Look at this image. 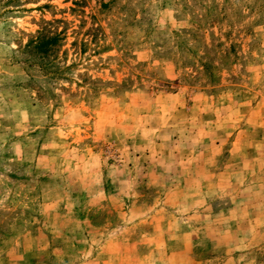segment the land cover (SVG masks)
<instances>
[{
    "label": "rangeland",
    "instance_id": "374dc122",
    "mask_svg": "<svg viewBox=\"0 0 264 264\" xmlns=\"http://www.w3.org/2000/svg\"><path fill=\"white\" fill-rule=\"evenodd\" d=\"M36 244L264 264V0H0V264Z\"/></svg>",
    "mask_w": 264,
    "mask_h": 264
},
{
    "label": "crops",
    "instance_id": "0c3cea01",
    "mask_svg": "<svg viewBox=\"0 0 264 264\" xmlns=\"http://www.w3.org/2000/svg\"><path fill=\"white\" fill-rule=\"evenodd\" d=\"M43 249H44L43 246H38L36 244V245H30L29 247L24 248V250L22 249V251H20V252H17V253L13 252L11 255V259L14 260L13 261L14 263L12 262V264H42V263L34 260V255L38 254ZM36 259H37V257H36ZM107 264H116V263H113V262L109 263L108 262ZM122 264H131V263H122ZM139 264H145V263H143L141 261V262H139Z\"/></svg>",
    "mask_w": 264,
    "mask_h": 264
},
{
    "label": "trees",
    "instance_id": "16d2710c",
    "mask_svg": "<svg viewBox=\"0 0 264 264\" xmlns=\"http://www.w3.org/2000/svg\"><path fill=\"white\" fill-rule=\"evenodd\" d=\"M54 39H55V36L51 37L48 41H45V45H47L49 42L53 41Z\"/></svg>",
    "mask_w": 264,
    "mask_h": 264
}]
</instances>
